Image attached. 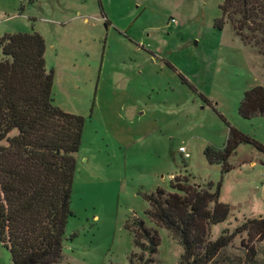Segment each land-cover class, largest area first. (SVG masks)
I'll list each match as a JSON object with an SVG mask.
<instances>
[{
	"label": "rangeland",
	"instance_id": "374dc122",
	"mask_svg": "<svg viewBox=\"0 0 264 264\" xmlns=\"http://www.w3.org/2000/svg\"><path fill=\"white\" fill-rule=\"evenodd\" d=\"M223 3L0 0V37L40 34L54 104L84 118L61 264H182V246L147 216L146 195L173 192L174 178L222 181L220 201L231 211L210 241L264 217V152L241 144L225 174L205 156L207 148L223 149L229 126L264 146V116L238 114L244 93L264 87V57L242 44L229 21L215 28ZM140 220L160 239L153 262L134 243ZM245 238L210 264H263L264 243L249 263ZM0 264H13L1 243Z\"/></svg>",
	"mask_w": 264,
	"mask_h": 264
},
{
	"label": "trees",
	"instance_id": "16d2710c",
	"mask_svg": "<svg viewBox=\"0 0 264 264\" xmlns=\"http://www.w3.org/2000/svg\"><path fill=\"white\" fill-rule=\"evenodd\" d=\"M220 10L215 28L222 30L229 21L242 44L264 57V0H224ZM45 50L36 32L0 37V243L13 264H61L65 227L72 216L74 155L81 146L84 118L54 104ZM238 114L243 119L264 116V87L253 86L244 93ZM241 144L264 152L263 145L229 126L223 149L207 148L206 159L221 164L222 174L228 173V160ZM170 186L173 192L158 188L146 195L147 216L182 246V264H210L243 233L245 258L255 261V244L264 243V217L249 218L210 241L211 228L230 216V206L220 201L222 181L192 185L184 177L174 178ZM132 232L134 243L153 262L160 245L157 231L140 220Z\"/></svg>",
	"mask_w": 264,
	"mask_h": 264
},
{
	"label": "built area",
	"instance_id": "2783aa9c",
	"mask_svg": "<svg viewBox=\"0 0 264 264\" xmlns=\"http://www.w3.org/2000/svg\"><path fill=\"white\" fill-rule=\"evenodd\" d=\"M179 151L184 154L185 158H188L189 155L186 153V149L184 147L180 148Z\"/></svg>",
	"mask_w": 264,
	"mask_h": 264
}]
</instances>
